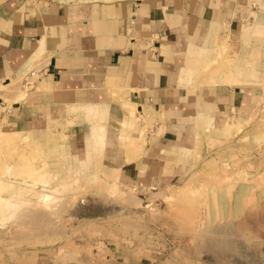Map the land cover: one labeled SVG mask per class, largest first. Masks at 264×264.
I'll return each mask as SVG.
<instances>
[{"label": "crops", "instance_id": "1", "mask_svg": "<svg viewBox=\"0 0 264 264\" xmlns=\"http://www.w3.org/2000/svg\"><path fill=\"white\" fill-rule=\"evenodd\" d=\"M263 33L264 0H0V128L25 137L55 130L79 155L92 142L79 110L100 106L104 165L158 189L192 165L186 150L258 107L255 87L208 82L201 68L217 46L241 51ZM20 77L23 97L3 89ZM125 128L130 148L120 141Z\"/></svg>", "mask_w": 264, "mask_h": 264}, {"label": "rangeland", "instance_id": "2", "mask_svg": "<svg viewBox=\"0 0 264 264\" xmlns=\"http://www.w3.org/2000/svg\"><path fill=\"white\" fill-rule=\"evenodd\" d=\"M255 23L253 19L245 25ZM244 41V49L238 51L228 44L222 56L247 73L239 86L255 87L258 107L246 122H232L228 132L224 127L230 121L226 122L220 139L209 138L205 146L199 141L190 156L192 165H181L175 173L178 177L161 183L158 191L136 186L123 179L120 171L117 182L108 178L114 170L104 165L101 154L92 165L82 163L83 155H77L78 150L75 154L63 134L55 130L32 132L26 145L21 140L10 147L0 146V181L8 188L5 194H23L16 195L20 208L13 218L0 213V264H264V33ZM218 48L210 55L219 56ZM38 79L34 76L27 82ZM17 80L20 88L29 89L24 77ZM129 144L126 142L130 148ZM78 177L85 185L79 186ZM9 181L24 186L12 187L6 184ZM26 186L52 193V200L41 206L25 204L41 202L37 201L40 192ZM25 188L29 190L24 193ZM131 189L138 195L149 194L152 206L145 209L142 196L130 197ZM97 199L104 203H96ZM35 214L43 218L37 219ZM217 240L224 245L231 242L236 248L207 250Z\"/></svg>", "mask_w": 264, "mask_h": 264}, {"label": "bare ground", "instance_id": "3", "mask_svg": "<svg viewBox=\"0 0 264 264\" xmlns=\"http://www.w3.org/2000/svg\"><path fill=\"white\" fill-rule=\"evenodd\" d=\"M227 49H228V45H226V44H223V46H222V49L220 50L222 53L218 56V55H216V56H214V57H212L210 60H207V61H205L204 63H203V65H202V68H201V75H203L206 79H208L209 81L208 82H215V81H218V82H227V83H231V84H242L243 82H244V79L245 78H247V73H244L243 71H242V69L241 68H239L238 67V65H236L237 63L236 62H234V61H230V58L228 59L227 57H225V55L224 56H222V54L223 53H225V52H227ZM219 51V52H220ZM217 54V53H216ZM43 55H41V57H42ZM231 60H232V58H231ZM34 62H37V60L36 61H34ZM231 63L233 64V66L231 67L230 65H231ZM30 70V69H29ZM253 78H254V76H253ZM17 80V79H16ZM20 80V79H19ZM245 83V82H244ZM5 91H17V92H19V94H21V97H23L24 96V94H25V90L23 89L22 90V88H20V86H18V80H17V82L15 81V82H13V83H11L9 86H7V87H4L3 88ZM2 89V90H3ZM27 89V88H26ZM24 91V92H23ZM114 91V90H113ZM118 99H120V98H118ZM133 107H134V105H132ZM73 108V107H72ZM71 108V109H72ZM78 108V107H77ZM135 108V107H134ZM74 109H76V108H74ZM77 110V109H76ZM73 112H75L74 110H72ZM71 111V112H72ZM79 111H81L82 113H84V115L86 116V117H89V118H91L92 119V142H91V150H86V149H80V151H79V155H81V157H82V155H83V161H82V163H84V164H88V165H92L93 163H94V161H95V158H97L100 154L102 155V151H103V147H104V144H105V140H106V125H105V114H106V110L104 109L103 111H101V110H99V107L98 106H96V105H85V106H82L81 108H80V110ZM131 114V113H130ZM132 116V115H131ZM135 118V117H134ZM68 119V118H67ZM75 120H77L76 118H75ZM232 126H233V123L232 122H230V123H228L227 125H226V127H224V131H225V129H226V131L228 132L230 129H232ZM240 130V129H239ZM130 132H131V129L130 128H125L124 130H122V132H121V134H120V141L122 142V143H125V145H126V142H128V143H131V145H134L135 144V142L136 141H134V140H132V138H131V135H130ZM227 132H226V134H227ZM63 138L67 141V137L66 136H63ZM197 139V138H196ZM22 140V143L23 144H27V142H29L30 140H32L31 139V136L30 137H25L24 135H23V132H21V131H14V132H11V133H5L4 131H0V146H3V147H10V146H13L14 144H16L17 143V141H21ZM24 141V142H23ZM139 141H141V140H139ZM213 141V140H212ZM199 142V141H198ZM216 142V141H215ZM21 143V144H22ZM25 144V145H26ZM200 144V143H199ZM138 145H140V144H136V148L138 149V151H142L140 148V146H138ZM129 146H130V144H129ZM131 147V146H130ZM134 148H135V146H133ZM199 147V146H198ZM134 148H132V150L134 149ZM182 150V149H181ZM200 150V149H199ZM135 153L137 152V150L136 151H134ZM186 152L189 154V155H191V153H192V151H187L186 150ZM194 153V152H193ZM33 154V153H32ZM39 154V153H38ZM36 156V155H35ZM80 161V160H79ZM91 162V163H90ZM227 168V167H226ZM222 170V169H221ZM225 170V169H224ZM118 170L117 171H113V174L111 175V176H109L108 178H112V179H114L116 182H117V179H119L118 178ZM226 175V174H225ZM98 176V175H97ZM101 176V175H100ZM100 176H98L99 177V180H100ZM98 177H96V178H98ZM229 178H232V177H229ZM75 179V178H74ZM226 179H227V177L224 179L225 181H226ZM73 180V179H72ZM230 180V179H229ZM228 180V181H229ZM8 181V180H7ZM78 181H80V184H79V186L81 185H85V180L83 179V178H81V177H78V179H76V182H78ZM227 181V182H228ZM10 183H7L6 182V184L8 185L9 184V186L11 185L12 187H17L18 185H23V184H18V183H16V182H13V181H9ZM96 182L98 183L99 181L98 180H96ZM94 183V184H96L95 186H97V183ZM6 185V187H8ZM71 185H72V183H71ZM100 184L98 183V186H99ZM24 186V185H23ZM188 186V185H187ZM190 186V185H189ZM188 186V187H189ZM4 187V185L1 183V181H0V213H2V212H4L5 214L7 213L10 217H12V216H14L17 212H18V210H19V208H20V206H19V202H18V197H16V195L17 196H19L20 197V195H23V194H16V195H14V194H5V192H6V190L8 189H5V188H3ZM27 188H29V189H31V190H34V189H36V191H38V192H40V196H39V199L37 200V201H41V202H37L36 204L35 203H33L34 201H29V202H25V204H27V203H29V204H32V205H34V206H39V204L38 203H40V206L41 205H46V204H48L52 199H51V197L53 196V194L52 193H48L47 191H43V189H38V188H36V187H33V186H26ZM45 187V186H44ZM73 187V186H72ZM9 188H11V187H9ZM91 188V187H90ZM177 189H179L180 187H176ZM29 189H26L25 188V190H24V193L26 192V191H28ZM58 189V188H57ZM182 188H180L179 190H181ZM187 189V188H186ZM185 189V190H186ZM151 190H153V191H158V189H151ZM184 189H182V191H183ZM118 191V190H117ZM136 191H138V190H136ZM37 192V194H39ZM41 192H46V193H44L43 195L41 194ZM87 192V191H86ZM130 192V197H134L135 195H137V196H142V197H144L143 198V200H142V204L144 203V206H145V209H148L150 206H152L151 204H153L152 203V201H153V199L149 196V194H148V197L150 198H148V197H146V195H138V194H135V193H133V191H132V189H131V191H129ZM180 192V191H179ZM85 193V192H84ZM116 193V192H115ZM139 193H141L142 194V192L140 191ZM117 194H118V192H117ZM122 195L125 197L127 194H126V192H122ZM35 196H36V194H35ZM80 197V196H79ZM96 198V197H95ZM95 198H94V200H95ZM104 198H105V196H104ZM109 197H107L106 199H108ZM68 199H69V197H68ZM71 199V198H70ZM128 199H130V198H128ZM93 200V201H94ZM92 201V200H91ZM100 201H102L101 199H97V202L96 203H98V202H100ZM102 203H104V200L102 201ZM112 202H109V204H111ZM71 204V203H70ZM105 204H107V203H105ZM113 204H114V202H113ZM103 205V204H102ZM111 206V205H110ZM113 206V205H112ZM111 206V207H112ZM42 207H44V206H42ZM109 207V206H108ZM115 207V206H114ZM30 209H33L32 207H29ZM45 208H47V206H45ZM44 208V209H45ZM107 208V207H106ZM110 208V207H109ZM116 208V207H115ZM114 208V209H115ZM151 209V208H150ZM154 209V208H153ZM35 210H37V209H34V211ZM39 210H40V208H39ZM87 210V209H86ZM95 210V209H94ZM105 210V209H104ZM111 210V209H110ZM29 211V210H28ZM153 211H155V210H153ZM30 212H32L31 210H30ZM38 212V211H37ZM41 212V211H40ZM39 212V213H40ZM152 212V211H151ZM26 213V212H25ZM42 214H44L43 212H41ZM77 213V212H76ZM3 214V213H2ZM24 214V213H23ZM100 214V213H99ZM103 214V213H102ZM30 215H32V213H30ZM44 216V215H43ZM45 216L47 217L48 216V218H49V214H47L46 215V213H45ZM45 216H44V218H45ZM31 217H33V216H31ZM34 217H36V214L34 215ZM37 217H38V215H37ZM36 217V218H37ZM13 218V217H12ZM38 218H43V217H38ZM37 218V219H38ZM178 218V217H177ZM181 218V217H180ZM0 219H1V217H0ZM3 220H4V218H2ZM2 220V222H4ZM30 220V219H29ZM32 220V219H31ZM33 220L35 221V219L33 218ZM178 220V219H177ZM183 222H181L182 224L184 223L185 224V219L183 220V219H181ZM230 220H231V218H230ZM34 221H31V222H34ZM194 221H197V220H194ZM1 222V221H0ZM30 222V223H31ZM37 222V223H36ZM35 222V225L36 224H38V221H36ZM47 222V221H46ZM205 222V221H204ZM231 222V221H230ZM5 223V222H4ZM39 223H41V221L39 222ZM193 223H195V222H193ZM242 223H245V222H242ZM182 224H181V226H180V224H178L180 227H182ZM192 224V223H191ZM218 224H220V223H218ZM217 224V225H218ZM231 224H232V222H231ZM240 224V223H239ZM38 225H40V224H38ZM215 225V224H214ZM222 225V224H221ZM248 225V224H247ZM19 226V225H18ZM26 226V225H25ZM44 226V225H43ZM42 226V227H43ZM228 226V225H227ZM231 226V225H230ZM239 226V225H238ZM41 227V225L39 226V228ZM50 227V226H49ZM48 227V228H49ZM186 227H187V225H186ZM193 227V226H192ZM203 227V226H202ZM218 227V226H217ZM216 227V228H217ZM243 227V224H242V226H240V228H242ZM21 229H22V227H20ZM32 228H35L36 229V227L35 226H33ZM32 228H30V229H32ZM47 228V227H46ZM183 228V227H182ZM181 228V229H182ZM205 227H203V229H204ZM215 228V227H214ZM215 228V229H216ZM186 229V228H185ZM195 229V228H194ZM193 229V230H194ZM220 228L218 227L216 230V233H219L220 234V231L218 232V230H219ZM189 230H190V228H189ZM192 230V231H193ZM35 231V230H34ZM38 233H40L38 230H36ZM210 231H212V230H210ZM213 231H214V229H213ZM17 232V231H16ZM32 232V231H31ZM28 233H30V231L28 232ZM43 233V232H42ZM214 233V232H213ZM33 233H31V235H32ZM203 234V233H202ZM211 234V233H210ZM26 235H28V234H26ZM38 235H40V234H38ZM199 235V234H198ZM184 236V235H183ZM214 236H215V233H214ZM217 236V235H216ZM219 236V235H218ZM206 237V236H205ZM191 239V238H190ZM212 239V238H211ZM200 240V242L201 241H203V240H201V239H199ZM207 240V239H206ZM219 240H217V241H214L215 243L217 242V245L215 246H213L212 247V245H213V243L211 242V241H209V242H211L212 244H208L207 245V250H213L214 248L217 250V249H220V247H221V249L222 248H228L229 250H234L235 248H236V245L235 244H232L231 242L230 243H226L225 245H227V246H225L224 245V243H222V242H218ZM224 241V240H223ZM227 241V240H226ZM225 242V241H224ZM185 243V242H184ZM197 243H198V241H197ZM204 244H206L205 243V241L203 242ZM39 244H41V243H39ZM38 246V245H37ZM187 246H188V244H187ZM192 246V245H191ZM197 246V245H196ZM223 246V247H222ZM238 247V246H237ZM224 248V249H225ZM196 249V248H195ZM215 250V251H216ZM199 251V250H198ZM203 251H205L204 249H203ZM215 251H213L214 253H215ZM222 251H223V249H222ZM225 252V251H224ZM195 253V252H194ZM200 253V252H199ZM196 254V253H195ZM217 254H218V252H217ZM232 254V253H231ZM198 255V254H197ZM219 255V254H218ZM209 256V255H208ZM222 256V255H221ZM212 257V256H211ZM225 257V256H224ZM223 257V258H224ZM214 258V257H213ZM234 258V257H233ZM212 259V258H211ZM216 260H217V258H216ZM218 261H219V259H218ZM226 264V263H225Z\"/></svg>", "mask_w": 264, "mask_h": 264}]
</instances>
